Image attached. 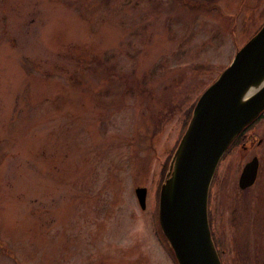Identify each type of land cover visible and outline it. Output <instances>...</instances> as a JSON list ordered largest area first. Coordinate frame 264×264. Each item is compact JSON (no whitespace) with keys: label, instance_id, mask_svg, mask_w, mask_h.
Instances as JSON below:
<instances>
[{"label":"rangeland","instance_id":"rangeland-1","mask_svg":"<svg viewBox=\"0 0 264 264\" xmlns=\"http://www.w3.org/2000/svg\"><path fill=\"white\" fill-rule=\"evenodd\" d=\"M263 20L264 0H0V264H174L161 164Z\"/></svg>","mask_w":264,"mask_h":264},{"label":"water","instance_id":"water-1","mask_svg":"<svg viewBox=\"0 0 264 264\" xmlns=\"http://www.w3.org/2000/svg\"><path fill=\"white\" fill-rule=\"evenodd\" d=\"M264 107V20L197 95L158 183L155 220L176 264H220L207 195L221 155ZM133 194L144 208L145 188Z\"/></svg>","mask_w":264,"mask_h":264},{"label":"flooded vegetation","instance_id":"flooded-vegetation-1","mask_svg":"<svg viewBox=\"0 0 264 264\" xmlns=\"http://www.w3.org/2000/svg\"><path fill=\"white\" fill-rule=\"evenodd\" d=\"M206 211L220 264H264V107L217 162Z\"/></svg>","mask_w":264,"mask_h":264},{"label":"trees","instance_id":"trees-1","mask_svg":"<svg viewBox=\"0 0 264 264\" xmlns=\"http://www.w3.org/2000/svg\"><path fill=\"white\" fill-rule=\"evenodd\" d=\"M193 101H194V100H193ZM193 101H192L191 103H189V105L187 106L186 110L184 111V114H183V117H182V120H181V126H180V129H179L178 136H179V134H180V132H181V130H182V128H183V126H184L186 120H187V117H188L189 111H190V109H191V106H192V104H193ZM178 136H177V137H178ZM176 140H177V139H176ZM175 142H176V141H175ZM175 142H174V144H175ZM174 144H173V146H174ZM173 146L171 147V150H172ZM171 150H170V152H171ZM168 156H169V154H168L166 157H168ZM166 161H167L166 158H164V160H163V162H162V164H161L162 167H161V172H160L159 180H160V178H161V174L163 173V170H164V168H165ZM156 193H157V192H156ZM155 198H156V195H155ZM154 215H155V206H154ZM156 231H157L158 235L160 236L161 242L163 243V245H164L166 251L169 253V256L171 257L172 261L174 262V264H176L175 261H174V258H173V256H172V253H171V251H170V249H169V247L167 246V244H166L164 238L162 237V235H161V233H160V231H159V228H158V226H157V223H156Z\"/></svg>","mask_w":264,"mask_h":264}]
</instances>
